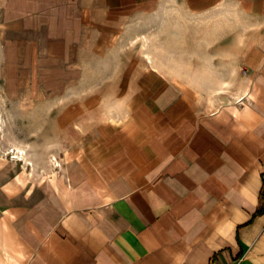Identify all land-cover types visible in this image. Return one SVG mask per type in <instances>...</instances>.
<instances>
[{"label":"crops","instance_id":"crops-1","mask_svg":"<svg viewBox=\"0 0 264 264\" xmlns=\"http://www.w3.org/2000/svg\"><path fill=\"white\" fill-rule=\"evenodd\" d=\"M68 3L65 43L110 76L78 94L93 138L60 206L0 221V264H264V0ZM154 22L188 62L135 61Z\"/></svg>","mask_w":264,"mask_h":264},{"label":"rangeland","instance_id":"rangeland-1","mask_svg":"<svg viewBox=\"0 0 264 264\" xmlns=\"http://www.w3.org/2000/svg\"><path fill=\"white\" fill-rule=\"evenodd\" d=\"M87 9L68 0H0V221L43 222L51 205L60 206L67 175L78 173L79 161L67 156L77 154L79 142L92 141L94 119L83 116L78 94L93 95V83L110 69L97 62L96 69L83 46L71 50L65 43L69 16ZM159 28L154 22L149 35L128 39L135 61L174 62V49L182 46L188 62V37ZM124 42L118 39L119 46ZM18 148L27 161L14 157Z\"/></svg>","mask_w":264,"mask_h":264},{"label":"bare ground","instance_id":"bare-ground-1","mask_svg":"<svg viewBox=\"0 0 264 264\" xmlns=\"http://www.w3.org/2000/svg\"><path fill=\"white\" fill-rule=\"evenodd\" d=\"M18 152H16V154L17 155H15L14 157L16 158V159H18V161H22V160H25V161H27L25 158H23V157H20V151H21V154H22V150L20 149V148H18V150H17ZM12 153H14V150H13V152ZM55 160V159H54ZM28 164V163H27Z\"/></svg>","mask_w":264,"mask_h":264}]
</instances>
